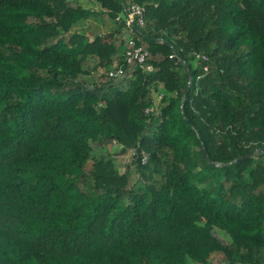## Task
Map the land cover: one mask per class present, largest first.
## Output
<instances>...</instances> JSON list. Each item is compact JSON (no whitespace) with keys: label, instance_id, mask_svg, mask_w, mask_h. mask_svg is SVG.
<instances>
[{"label":"trees","instance_id":"obj_1","mask_svg":"<svg viewBox=\"0 0 264 264\" xmlns=\"http://www.w3.org/2000/svg\"><path fill=\"white\" fill-rule=\"evenodd\" d=\"M94 1L116 28L90 42L67 0H0V264H261L264 0ZM133 3L152 70L76 82L113 68ZM113 141L141 179L87 171Z\"/></svg>","mask_w":264,"mask_h":264},{"label":"rangeland","instance_id":"obj_2","mask_svg":"<svg viewBox=\"0 0 264 264\" xmlns=\"http://www.w3.org/2000/svg\"><path fill=\"white\" fill-rule=\"evenodd\" d=\"M72 7H81L87 11H90L92 15L78 24H76L70 35L74 36L75 39L80 37L93 42L98 37L106 38L109 36L116 28L115 22L102 11L100 6L94 0H67ZM125 49V45H121L119 48V53L117 57L122 56V53ZM198 61V60H197ZM114 64V66L118 65ZM113 66V67H114ZM84 68L88 71H91V74L88 76H81L77 79L76 82H87L89 84L98 83L100 78H104L108 70L98 68V60L96 58H89L84 63ZM153 110L157 113L159 111V97L153 95ZM150 109V108H149ZM148 109V111H149ZM148 113V112H147ZM150 131L147 130L146 135L149 136ZM93 153L92 159L87 164V171H91L93 164L99 161L102 158H105L106 161H111L115 171L119 175L129 173L130 182L133 183L137 179H141L136 168V159L129 152L123 153L124 145L118 144L116 141L106 144H100L98 142H92ZM258 153H254L251 157H257ZM261 190V189H260ZM220 237L222 235H219ZM223 254H217L213 261L210 264H227L224 263ZM259 260L261 264H264V250L259 254ZM195 264V263H191Z\"/></svg>","mask_w":264,"mask_h":264},{"label":"built area","instance_id":"obj_3","mask_svg":"<svg viewBox=\"0 0 264 264\" xmlns=\"http://www.w3.org/2000/svg\"><path fill=\"white\" fill-rule=\"evenodd\" d=\"M126 26L129 33L124 35L126 50L123 56V64H118L108 71L107 76L109 80L115 83L123 82L129 75H131L137 68L145 69L146 71L152 70L149 66L150 52L144 46L138 45L133 35V24L137 23L140 29L146 26L145 9L136 3L131 4L125 11ZM174 58V56H172ZM207 60L206 57H203ZM207 70V69H206ZM150 112H153L151 110ZM149 113V111H148ZM133 157L137 154V148L129 150ZM128 152V154H129ZM147 157L144 156L143 162L146 163Z\"/></svg>","mask_w":264,"mask_h":264},{"label":"water","instance_id":"obj_4","mask_svg":"<svg viewBox=\"0 0 264 264\" xmlns=\"http://www.w3.org/2000/svg\"><path fill=\"white\" fill-rule=\"evenodd\" d=\"M176 59H177V58H176ZM191 77H192V76L190 75V79H191ZM186 92H187V90H186ZM204 152H205V151H204ZM253 154H254V153H251V154H248V155H246V156H244V157H241V158L237 159L235 162L238 163V162L243 161V160H245V159L251 158V156H253ZM212 234H213V236L216 237V239H217L220 243H222L223 245H226V241H225L224 239H222V237H220L219 235H217L216 232H213ZM227 264H228V263H227Z\"/></svg>","mask_w":264,"mask_h":264},{"label":"crops","instance_id":"obj_5","mask_svg":"<svg viewBox=\"0 0 264 264\" xmlns=\"http://www.w3.org/2000/svg\"><path fill=\"white\" fill-rule=\"evenodd\" d=\"M123 17H124V15L121 16V18H123ZM127 32H128V31H127ZM127 32H126V33H127ZM126 33H125V34H126ZM124 45H125V44H124ZM125 49H126V48H125ZM125 49H124V50H125ZM123 52H124V51H123ZM122 56H123V53H122ZM122 56H121V58H122ZM119 58H120V57H117V59L115 60V64H117V63L119 62Z\"/></svg>","mask_w":264,"mask_h":264}]
</instances>
